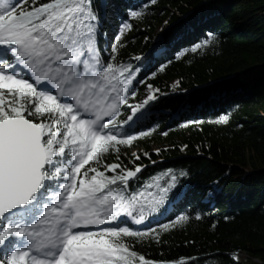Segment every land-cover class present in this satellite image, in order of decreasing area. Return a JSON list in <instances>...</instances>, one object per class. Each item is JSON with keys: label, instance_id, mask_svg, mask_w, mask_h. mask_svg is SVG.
I'll return each instance as SVG.
<instances>
[{"label": "trees", "instance_id": "1", "mask_svg": "<svg viewBox=\"0 0 264 264\" xmlns=\"http://www.w3.org/2000/svg\"><path fill=\"white\" fill-rule=\"evenodd\" d=\"M91 8L99 58L139 69L130 84L128 72L117 73L126 90L111 119L131 143L85 166L119 164L109 177L140 169L111 186L144 193L137 209H153L140 226L131 222L138 211L122 216L130 229L158 236L123 238L137 253L133 264L139 256L152 264H264V0H91ZM124 22L131 28L113 53ZM138 106L139 118L124 123Z\"/></svg>", "mask_w": 264, "mask_h": 264}, {"label": "snow or ice", "instance_id": "2", "mask_svg": "<svg viewBox=\"0 0 264 264\" xmlns=\"http://www.w3.org/2000/svg\"><path fill=\"white\" fill-rule=\"evenodd\" d=\"M96 20L91 0H0V264H133L137 253L123 238L158 240L154 229H130L120 220L132 215L129 208L139 213L134 223L145 220L153 209L136 207L144 193L111 187L118 180L126 185L140 169L109 177L105 171L119 164H106L105 171L85 167L131 143L133 137L119 138L116 124L104 117L124 103L117 73L128 72L130 84L139 71L99 58ZM130 28L121 25L113 53ZM139 107L124 123L139 118ZM139 262L152 264L143 256Z\"/></svg>", "mask_w": 264, "mask_h": 264}, {"label": "rangeland", "instance_id": "3", "mask_svg": "<svg viewBox=\"0 0 264 264\" xmlns=\"http://www.w3.org/2000/svg\"><path fill=\"white\" fill-rule=\"evenodd\" d=\"M119 108V107H118ZM118 114V113H117ZM117 114H115L114 116H116ZM86 117L85 118H93L90 114H86L85 115ZM114 116H112V117H104V121L105 122H107L108 120H111ZM121 219H123L122 217L120 218V220ZM143 223V222H142ZM136 224V223H135ZM114 225V223L113 224H110V225H108V226H113ZM136 225H141V224H136ZM105 225H100V227H96V226H94V227H92L91 229H88V230H92V231H97L99 228H102V227H104ZM77 231H79L80 229H76ZM0 254H4V251L3 250H0ZM253 262H256V261H253Z\"/></svg>", "mask_w": 264, "mask_h": 264}, {"label": "bare ground", "instance_id": "4", "mask_svg": "<svg viewBox=\"0 0 264 264\" xmlns=\"http://www.w3.org/2000/svg\"><path fill=\"white\" fill-rule=\"evenodd\" d=\"M86 116H84V118H85ZM92 227H94V226H91L89 229H91ZM96 227H100V226H96ZM80 230H88V229H80Z\"/></svg>", "mask_w": 264, "mask_h": 264}]
</instances>
